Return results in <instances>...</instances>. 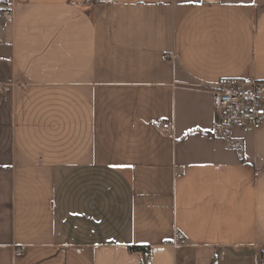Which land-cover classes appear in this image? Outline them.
Segmentation results:
<instances>
[{"label": "crops", "instance_id": "0c3cea01", "mask_svg": "<svg viewBox=\"0 0 264 264\" xmlns=\"http://www.w3.org/2000/svg\"><path fill=\"white\" fill-rule=\"evenodd\" d=\"M222 77L264 79V0H0V264H264Z\"/></svg>", "mask_w": 264, "mask_h": 264}, {"label": "built area", "instance_id": "2783aa9c", "mask_svg": "<svg viewBox=\"0 0 264 264\" xmlns=\"http://www.w3.org/2000/svg\"><path fill=\"white\" fill-rule=\"evenodd\" d=\"M1 15L7 22L13 20L11 10L5 9ZM164 59H175L174 54H162ZM213 109L218 125L225 129L239 128L243 132L259 129L264 122V79L253 77H222L217 79L211 89ZM167 127L168 123H163ZM184 244L185 237L177 236ZM20 252V251H19ZM146 264H151L150 257Z\"/></svg>", "mask_w": 264, "mask_h": 264}, {"label": "trees", "instance_id": "16d2710c", "mask_svg": "<svg viewBox=\"0 0 264 264\" xmlns=\"http://www.w3.org/2000/svg\"><path fill=\"white\" fill-rule=\"evenodd\" d=\"M92 1H96V0H92ZM239 154V157L243 160V156H242V153H241V150H239L238 152ZM146 249H144L143 247H140V246H132L129 248V251L133 252V251H141L142 253H144Z\"/></svg>", "mask_w": 264, "mask_h": 264}]
</instances>
